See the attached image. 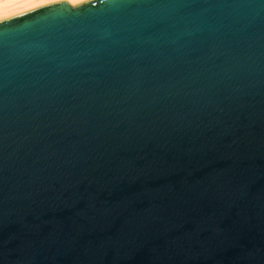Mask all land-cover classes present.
<instances>
[{"label":"water","instance_id":"1","mask_svg":"<svg viewBox=\"0 0 264 264\" xmlns=\"http://www.w3.org/2000/svg\"><path fill=\"white\" fill-rule=\"evenodd\" d=\"M0 264H264V0L0 19Z\"/></svg>","mask_w":264,"mask_h":264},{"label":"bare ground","instance_id":"2","mask_svg":"<svg viewBox=\"0 0 264 264\" xmlns=\"http://www.w3.org/2000/svg\"><path fill=\"white\" fill-rule=\"evenodd\" d=\"M71 0H0V19L44 5Z\"/></svg>","mask_w":264,"mask_h":264}]
</instances>
